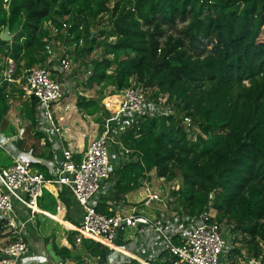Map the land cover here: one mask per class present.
Instances as JSON below:
<instances>
[{"label": "trees", "instance_id": "obj_1", "mask_svg": "<svg viewBox=\"0 0 264 264\" xmlns=\"http://www.w3.org/2000/svg\"><path fill=\"white\" fill-rule=\"evenodd\" d=\"M48 21L59 28L62 21L70 24L77 55L102 48L84 82L99 86V94L80 96L79 109L103 107V98L132 84L149 88L154 98L166 94L174 109L141 116L120 135L130 160L116 168L114 191L102 197L98 210L111 214L107 201L137 189L154 171L165 181L180 180L182 186L172 191L178 209L196 214L211 207L217 220L226 219L247 238L255 254L258 240L264 243V0H0V33L8 25L13 34L10 41L0 38V127L10 109L11 85L1 73L8 60L14 63L13 80L22 67L45 65ZM178 23L183 25L177 29ZM27 101L25 117L36 129L35 100ZM184 114L198 128L195 137L181 124ZM10 163L7 156L0 167ZM43 195L38 205L48 209L39 204ZM49 202L55 206L53 197ZM3 230L0 221V236ZM75 233L66 230L71 246ZM46 242L62 263L79 264V254L58 246L53 234ZM82 245L98 264H139L123 255L110 261V249L93 240ZM155 264L172 263L165 255Z\"/></svg>", "mask_w": 264, "mask_h": 264}, {"label": "built area", "instance_id": "obj_2", "mask_svg": "<svg viewBox=\"0 0 264 264\" xmlns=\"http://www.w3.org/2000/svg\"><path fill=\"white\" fill-rule=\"evenodd\" d=\"M69 28L70 24L66 21H62L60 28L50 21L45 23L44 29L48 32L45 65L24 68L15 80L21 82V96L26 100H35V132L44 133L52 151L59 155L48 162V174L51 176L48 179L31 167L33 162L42 163V160L17 151L16 144L26 140L20 129L14 135L0 133V147L11 158L9 165L0 167V221L4 226L0 264H22L24 260L28 264H35L27 258L35 254L29 250L25 233L27 221L20 211L27 213L31 220L39 212L38 201L48 183H53L60 192L69 190L82 209L81 221L75 227V241L79 243L83 239H90L103 244L110 249L109 259H114V254H126L125 257L133 258L139 264H151V261L167 255L172 264H264V243L258 240V251L250 254L247 238L235 231L226 219L217 220L216 212L211 207L196 214L176 209L170 215L159 214L151 218L134 211L129 214L121 212L120 204H116L118 207L112 210L110 204L113 200L109 199L107 209L112 213L98 210L100 199L109 198L114 191V179L110 172L130 152L121 147L120 135L141 116L159 117L174 113V109L166 94L149 98L152 94L149 88L132 84L119 93L121 100L115 113L112 111L110 114L111 110L105 105L109 115L105 118L102 132L89 142L81 157L76 159L71 149L63 143L62 128L53 114L54 104L64 97V89L68 86L63 80L67 75L65 72L70 69V51L77 46L75 42H70L72 33ZM59 34H63V39L59 38ZM78 45H82V40ZM8 61L4 75L11 81L14 68L11 60ZM181 124L187 133L195 128L191 117L186 114L182 115ZM114 143L119 148L114 149ZM166 198L159 193H150L146 201L162 202ZM171 199L172 196L169 201ZM121 233L127 246L138 245L139 249L145 244L143 237L148 236L149 247H153V258L151 255L145 258L125 253L119 245ZM238 244L242 245L244 251ZM237 248L241 256L234 261V250ZM144 253L139 251V255Z\"/></svg>", "mask_w": 264, "mask_h": 264}, {"label": "crops", "instance_id": "obj_3", "mask_svg": "<svg viewBox=\"0 0 264 264\" xmlns=\"http://www.w3.org/2000/svg\"><path fill=\"white\" fill-rule=\"evenodd\" d=\"M7 90H9V89H7ZM115 95L119 96V94L118 95L115 94ZM11 96H21V92L19 94L18 91H16L13 87L9 90V100L8 101L10 103V109H9L10 112H11V108H12L11 107V101H12L11 98L12 97ZM106 97H110V96H106ZM63 98L61 99V104H64L66 102V101H64ZM56 105H57V103L54 104V106H53V114H54V111H56L59 108L60 103H59V105H57V106ZM71 107L72 106H70V108ZM66 108H67V105L64 107V110H66ZM72 110H73V108H72ZM9 111H8V113H9ZM8 113H7V115H8ZM63 114H65V113L63 112ZM77 114L78 113H76V112L74 114H68V117H70L72 122L75 124V127L78 126L81 129V132L78 133L77 131H75L74 134L69 136L68 141L63 137V134H62V137H63V143L71 149V151L74 153V155L75 156L78 155L81 157L82 153L86 150L87 146L89 145V144H84L83 140L84 139L88 140V142L91 139L93 140L95 136H97L98 134H100L102 132V129L100 131H98L99 129L96 126V130H93V129L91 130L89 127L86 126V124L84 122H80L81 125H77L75 123V121H77V119H79L78 117H76ZM22 115L25 116V112H23ZM17 118L20 119L19 117H15V124H16L15 128L19 130V126H21V122L19 120H17ZM62 118H63V116H61V115L55 117V119H57L59 122L62 120ZM5 119H6V117H5ZM23 119L27 123L29 122V124H27V128H26V130H28L27 136H28V134H30L32 137H35V134H34L35 130H34L33 125L31 126L30 121L26 117H24ZM58 121H57V123H58ZM60 126L62 128V133H63V129L66 128V125L63 124ZM5 130H6V127H4V126L0 127V133H2L3 135L7 134ZM36 132H40V131H36ZM23 135H24V138L27 139V136H25L24 133H23ZM42 135H43V137H41V139L32 138L33 140L29 141L30 144L26 143V146H24V141H21V142L19 141L18 142L19 145L17 143L15 147H16L17 151L28 154L27 156H31V158H34V159L39 158L40 160H42V163L41 162H33V164H31V167L33 170L40 171L41 173H43L45 175L46 178L50 179L51 176L48 174L49 172H48V166H47L48 162L52 161L54 158L58 157L59 153L52 151L51 145L48 141L47 136L44 135V133H42ZM78 135L81 136L82 141H81V139H80V141L77 140L79 138ZM14 152H16V151H14ZM127 156H128V154L123 156V159H125ZM122 162L123 161H120V163H122ZM41 169L42 170L45 169L47 171V173L45 171H42ZM152 172H154V171H152ZM151 173L149 174L150 180L143 181L141 183L140 187L126 193L123 197H119L116 200L114 199L112 201V204H110V206H111L110 208L112 210H114L118 207V206H116V204H120L121 210L120 209L119 210L121 212L129 214V213L134 211L136 213L143 214V215L151 217V218L161 214L159 211L160 209H166L165 207L160 206V203L166 204V207H168L169 213H167L166 215H170L172 213V210L173 211L176 209L180 210L176 207L177 203L173 204L169 201L171 196L165 195V196H167V198L162 202L151 203L152 201H146V197L148 194H150V193H161L157 189L158 186L156 187V190L151 189V187L148 186V184L152 183ZM159 180L162 182L165 181L163 178H159ZM131 194H133V196L129 197ZM50 196L53 197V200L55 201V206H53L52 203L50 204V202H49ZM39 204L47 205L48 209H43L42 207H40V205H38L39 206V212L34 214V216L31 218V220H30L27 213L20 211V214H21L22 218L26 219V221H27L25 233H26V237H27V244H28L29 250H30V252L35 254L34 256H28L27 258H29L31 260V262H35V264H40V263L47 264L49 257L46 255L45 246H46V244H48L50 242H46V238L53 234L54 240H56V236H59V233H60V232H58L56 234L52 228L59 230V228H60L59 225H61L63 227L64 226L66 227V228L64 227L65 230L75 231V227L78 226L80 221H81L82 209L77 204V202L74 200V198L71 196V193L69 190L64 189V191L60 192L53 183L46 184V188L44 189L43 198L41 199V203L39 202ZM22 211H25V210H22ZM155 214H157V215H155ZM53 221H57V223L53 222ZM47 222L49 224H47ZM51 223H54V224L51 225ZM68 224H69V226H67ZM75 236H76V233L74 234V242L77 243L75 241ZM124 238H125V236L121 233V235L119 236V240H120L119 245L122 246L121 249L125 253L133 254L136 256L135 252H137L138 256H143L145 258H148V256L151 255L150 257H152V254L154 252H153V247L151 245L149 247L150 241L148 239V236L143 237V240H144L146 245L143 244L140 247V249H139L138 245L135 247L127 246L126 245L127 241L126 240L124 241ZM3 240H4V237L0 236V245H1V242H3ZM61 241H62V244H64V242H67L66 235L62 237ZM75 243H74V246H75ZM79 243L82 244V241ZM34 246H36L37 250H40L41 254H39L37 252V250L35 249ZM83 248H84V246H83ZM84 250L86 251V253H88V251L85 248H84ZM139 251L145 252L144 255H142V254L139 255ZM122 255L126 256L125 254H117V255L114 254L113 255L114 260L117 261L118 259L122 258L121 257ZM240 256H241L240 249H238V248L235 249L233 260L238 259ZM49 261H50V264H52L50 258H49ZM22 264H28V262L26 260H24L22 262Z\"/></svg>", "mask_w": 264, "mask_h": 264}, {"label": "rangeland", "instance_id": "obj_4", "mask_svg": "<svg viewBox=\"0 0 264 264\" xmlns=\"http://www.w3.org/2000/svg\"><path fill=\"white\" fill-rule=\"evenodd\" d=\"M106 24H107V22L105 20V23H103V25H106ZM182 25H183V23H178L177 29L182 27ZM96 36H97V34H96ZM101 39L102 38L100 36H98V40H101ZM74 51L75 50L70 51V55H71L70 69L67 72H65L67 75L63 80L65 82H67V84H68L67 88L64 89V98L63 99L66 102L64 104H61V100H60L57 103V105H59V103H60L59 108L56 111H54L55 117L60 116V115L63 116L62 120L60 121L61 123L57 119L56 120L58 121V123L60 125H63V124L66 125V128L63 129L62 134H63V137L67 141L69 140V136L74 134L75 131H77L78 133L81 132V129L78 126L75 127V124L72 122L70 117H68V114H74L75 112L78 113L76 115V117H78L79 119H77V121H75V123L77 125H81L80 122H84L86 124V126L89 127L91 130L92 129L96 130V126H97L99 129L98 131H100L101 129H103V123H104L105 118H106V116L103 113L102 108L105 109V105H106V107L109 110H111V111H109L111 114L112 111L114 112L117 110V105H118V102L120 99V97L114 96V95H111L110 97L103 98L102 101L100 102V105H102L103 107L100 106V107H98V109H95V110L79 109L76 106V101L78 100V98L80 96L85 97L86 99H91V98H97V96L99 94V91H98L99 86H94L92 88H88V87H86L84 82L88 76V71H89L88 70V66H89L88 64L90 63V61L92 59L99 58L101 56L102 48H96L95 50H93V52L89 56L77 55L76 53H74ZM11 65L14 68L13 61H11ZM7 68H8V66L6 64L5 70H7ZM24 68L25 67H22V70ZM1 74H2V76L5 77L4 71ZM67 77H69L70 79L68 80ZM5 78H7V77H5ZM7 81H9V80H7ZM9 82L11 83V85L9 86L8 89L10 90L13 87L20 94L21 82L20 81L17 82L15 80H11ZM109 90H111V88L105 89V93L107 94L109 92ZM150 91H152V90H150ZM11 97H12L11 98V100H12L11 101V107H12L11 112L9 111L8 115L6 116V122L4 124V127H6L5 131L7 133L6 136L14 135V134H16V132H18V129L15 128V126H16L15 117L20 118V119L17 118V120H19L21 122V126H19V129L25 134V136H27L28 130H26V128H27V124H29V122L27 123L23 119L25 116H23L22 113L25 112L24 111V103L25 102L27 103L28 101L26 99H23L21 96H11ZM151 97H152V94L150 93L149 98H151ZM66 105H67V108H66V110H64V107ZM70 106H72V107L70 108ZM72 108L74 111L72 110ZM63 112L65 114H63ZM194 126H195V128L192 129V131L190 133H188V134L192 135V137L194 136V134L198 133L197 126L196 125H194ZM97 136H95L94 138H96ZM78 137L79 138L77 140L80 141L81 136L78 135ZM32 138H35V137H32L30 134H28V136H27L28 140L26 139L24 141V146H26V143L30 144L29 141L30 140L32 141L33 140ZM91 140H89V142H91ZM81 141H82V139H81ZM119 141H120V145L123 149H129L127 146H125L123 144L122 137H119ZM89 142H88V140H85V139L83 140L84 144H89ZM113 147H114V149L119 148L118 144H116V143H114ZM7 156L8 155L5 152V149L0 147V160L7 158ZM128 160H130V153L124 159L123 163L128 161ZM118 166H120V164L116 165L114 167V169L110 172V175L112 176V178H113L115 170ZM151 181H152V183L148 184V186L151 187V189L156 190V187L158 186L157 189H158V191L161 192L159 194H161L162 197H164L165 195H167V196L171 195L172 199L170 202L173 204L178 203L177 199L175 198L176 195L174 197L172 195V191L177 190L176 187L182 186L179 179H175V180L170 181V182H168V181L162 182L159 180V178L156 177L154 172H152L151 173ZM172 187H175V189L172 190ZM132 196H133V194H131L129 197H132ZM154 202L155 201H152L151 203H154ZM160 206H163L166 208V209H160L159 210L161 214L166 215L167 213H169V209H168V207H166V204L160 203ZM155 215H157V214H155ZM53 222L57 223V221H53ZM47 224H49V223L47 222ZM53 224L54 223H51V225H53ZM59 226H60L59 230L52 228L56 234L58 232H60L59 236H56V240H55V242L58 246H66L67 248H70L73 256L79 254V256H80L79 264H98L96 258L91 257L88 253H86V251L84 250L81 243H78V244L75 243V246H71L68 242H64V244H62L61 240H62V237L66 235V230H65L66 227L64 226L65 227L64 228L61 225H59ZM238 233L242 234L241 232H238ZM238 246L242 247L241 244H238ZM34 247L36 249V246H34ZM243 251H244V248H243ZM37 252L39 254H41L40 250H37ZM135 253L137 254V252H135ZM131 259H133V258H131ZM238 260L239 259H235L234 261H238ZM110 261H113V258H111ZM51 262H52V260H51ZM75 262H76L75 260L69 259L65 263L61 262V264H74ZM151 263L155 264V261H151ZM40 264H43V263H40ZM47 264H50L49 258H48ZM52 264H53V262H52Z\"/></svg>", "mask_w": 264, "mask_h": 264}, {"label": "water", "instance_id": "obj_5", "mask_svg": "<svg viewBox=\"0 0 264 264\" xmlns=\"http://www.w3.org/2000/svg\"><path fill=\"white\" fill-rule=\"evenodd\" d=\"M0 38L4 41H10L12 38V34L9 32L8 25L5 27L4 31L0 33ZM33 98V96H32ZM118 240L115 241L117 243ZM46 255L52 260L53 264H61L60 257L55 253L50 243L46 244L45 246Z\"/></svg>", "mask_w": 264, "mask_h": 264}, {"label": "bare ground", "instance_id": "obj_6", "mask_svg": "<svg viewBox=\"0 0 264 264\" xmlns=\"http://www.w3.org/2000/svg\"><path fill=\"white\" fill-rule=\"evenodd\" d=\"M120 100H121V97H120V99H119V102H120ZM119 102H118V104H119ZM117 109H118V105H117Z\"/></svg>", "mask_w": 264, "mask_h": 264}, {"label": "clouds", "instance_id": "obj_7", "mask_svg": "<svg viewBox=\"0 0 264 264\" xmlns=\"http://www.w3.org/2000/svg\"><path fill=\"white\" fill-rule=\"evenodd\" d=\"M12 36H13V34H12ZM12 61V60H11ZM109 96H111V95H109Z\"/></svg>", "mask_w": 264, "mask_h": 264}]
</instances>
